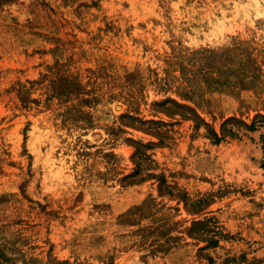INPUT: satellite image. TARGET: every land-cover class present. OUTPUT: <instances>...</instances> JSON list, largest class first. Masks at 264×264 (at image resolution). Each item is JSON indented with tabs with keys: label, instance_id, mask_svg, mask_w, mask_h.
<instances>
[{
	"label": "rangeland",
	"instance_id": "374dc122",
	"mask_svg": "<svg viewBox=\"0 0 264 264\" xmlns=\"http://www.w3.org/2000/svg\"><path fill=\"white\" fill-rule=\"evenodd\" d=\"M0 264H264V0H0Z\"/></svg>",
	"mask_w": 264,
	"mask_h": 264
},
{
	"label": "trees",
	"instance_id": "16d2710c",
	"mask_svg": "<svg viewBox=\"0 0 264 264\" xmlns=\"http://www.w3.org/2000/svg\"><path fill=\"white\" fill-rule=\"evenodd\" d=\"M232 120H234V119H231V120H229V121H232ZM215 140L218 142V141H220L221 139L215 134Z\"/></svg>",
	"mask_w": 264,
	"mask_h": 264
}]
</instances>
